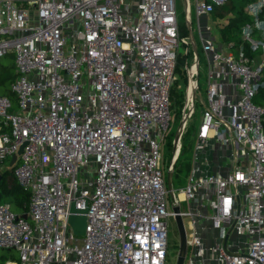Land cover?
<instances>
[{
	"label": "built area",
	"instance_id": "2783aa9c",
	"mask_svg": "<svg viewBox=\"0 0 264 264\" xmlns=\"http://www.w3.org/2000/svg\"><path fill=\"white\" fill-rule=\"evenodd\" d=\"M227 1L194 0L207 89L193 164L172 194L189 218L183 264H264V0H245L238 37L216 40L200 18ZM183 2L184 120L199 51ZM179 42L176 0H0V57L12 52L17 72V103L0 93V171L13 166L30 191L26 217L0 202V248L17 264H168L161 146ZM213 142L230 147L224 174L211 169ZM72 202L87 209L83 234Z\"/></svg>",
	"mask_w": 264,
	"mask_h": 264
},
{
	"label": "rangeland",
	"instance_id": "374dc122",
	"mask_svg": "<svg viewBox=\"0 0 264 264\" xmlns=\"http://www.w3.org/2000/svg\"><path fill=\"white\" fill-rule=\"evenodd\" d=\"M233 1L235 2V5H238V3L240 2V0H233ZM189 2H190L191 30L195 39L197 40V49L199 51V76H198L199 89L195 97L194 112L191 116H188L183 120L184 101L182 102V104L179 103L174 104L170 108L171 120L161 146V151H162L161 164L165 170L164 174L166 179V172L174 155L173 154L175 149L174 140H177L178 137L179 138L178 140L180 142L179 150L178 153L176 154V158L174 159L171 169V184L174 191H178V189L184 186V184L187 182L188 175L190 173V169L193 164V151L196 143V130L201 120L202 109L204 107L203 103L206 102V89H207L206 59L204 53L201 51V46H200L201 44L199 40L197 17L195 14V3L194 0H189ZM176 6H177V13L179 16V21L180 23L184 24L187 30V34L183 35L185 42L184 43L179 42L177 51L179 53H186V47H187L186 38L189 36V30L184 17L183 0H176ZM234 13H236V8L229 10L224 16L214 17L210 14L208 15L207 18L201 17L200 20L203 23H207L210 26L209 32L216 38V40H219L220 25L226 22L228 16ZM191 54L192 52L190 50L188 54L190 58H191ZM11 61L12 58L7 54L0 57V62L2 64H9ZM185 84H186V80L184 81L182 78H180L177 83V88H181V91H183V93H184ZM217 150L219 151V154L216 157L217 160H220L223 166L225 167L227 166V168H224L223 170L220 171L222 174H224L225 170L228 169L229 167L228 165H226V155L229 152L230 147L229 146L224 147L218 145ZM172 205H174V201L172 195L170 194V191H168L167 206L168 208H171ZM180 205L182 209H186L189 206L188 201H182ZM188 219H189L188 216L183 217V222L187 231H189ZM167 234H168L167 236L168 264H175L178 247H179V233L175 218H173L172 216L168 218ZM211 234H212V229L210 228H207L205 231L202 232V235H206L207 237H209ZM6 252L9 251L0 249V264H6L7 262L4 261L1 263V258L3 254ZM14 253L16 254L17 258H19V252L16 249H14ZM190 254H191V246L187 248L186 257H188Z\"/></svg>",
	"mask_w": 264,
	"mask_h": 264
},
{
	"label": "trees",
	"instance_id": "16d2710c",
	"mask_svg": "<svg viewBox=\"0 0 264 264\" xmlns=\"http://www.w3.org/2000/svg\"><path fill=\"white\" fill-rule=\"evenodd\" d=\"M245 0H240L238 5H235L233 0H228L221 6H216L211 15L214 17L224 16L229 10L236 8V13L228 16L227 21L220 25V40L227 41L230 39H235L238 37L239 27L245 21L248 20V16L244 13L242 5ZM179 31L183 36L187 34V30L184 24L179 21ZM12 58V61L9 64H2L0 62V93L8 95L13 102L17 103V96L11 88L12 82L17 76L15 69L14 56L12 52L6 53ZM189 52L178 53L177 54V64L176 72L177 78L171 87L170 90V108L174 104H182L184 101V93L181 91V88H177V83L180 78L184 81L186 79V74L183 70V65L190 57L188 56ZM261 94L264 95V87L260 90ZM3 176L0 181V202H8L12 209L18 213H23L29 210L30 202V191L25 189L17 180L14 174L13 166L7 167L2 170ZM3 250H8L3 254L1 258V263L8 260H19L16 254L14 253L13 248H0Z\"/></svg>",
	"mask_w": 264,
	"mask_h": 264
},
{
	"label": "water",
	"instance_id": "95a60500",
	"mask_svg": "<svg viewBox=\"0 0 264 264\" xmlns=\"http://www.w3.org/2000/svg\"><path fill=\"white\" fill-rule=\"evenodd\" d=\"M189 34L191 33L189 27ZM26 142H24L19 150L18 153H21L23 150V147L25 145ZM16 153L10 164H13L17 154ZM3 176V172L0 171V181L2 179ZM166 185L168 190L170 191V194H173V188H172V184H171V169H168L166 172ZM87 209H83V210H79L76 208L75 206V202H72L71 204V214L69 216V221L71 223V225L74 228V231L78 234H83L85 232L86 229V215L84 213H78L77 211H86ZM172 210L175 212V221H176V225H177V229H178V233H179V247H178V252H177V257H176V262L175 264H183V260H184V256H185V251H186V233H185V227H184V222H183V218L179 213V206L178 205H173L172 206ZM23 216H28V214L22 213Z\"/></svg>",
	"mask_w": 264,
	"mask_h": 264
},
{
	"label": "crops",
	"instance_id": "0c3cea01",
	"mask_svg": "<svg viewBox=\"0 0 264 264\" xmlns=\"http://www.w3.org/2000/svg\"><path fill=\"white\" fill-rule=\"evenodd\" d=\"M218 145H221V146H224L223 144L221 143H218V142H213L209 145V149H207V155H208V158L210 160V166H211V169H215L217 166H219V164L221 163L220 160H217V155L219 154V151L217 150V146ZM227 165V164H226ZM223 164L221 163V170H223L224 168H227V166H223ZM227 171V169L225 170V172ZM224 172V173H225ZM9 262L11 263H14V264H17L18 260H8L6 262V264H8Z\"/></svg>",
	"mask_w": 264,
	"mask_h": 264
},
{
	"label": "bare ground",
	"instance_id": "6f19581e",
	"mask_svg": "<svg viewBox=\"0 0 264 264\" xmlns=\"http://www.w3.org/2000/svg\"><path fill=\"white\" fill-rule=\"evenodd\" d=\"M180 196L182 197V193L180 194ZM8 264H14V263L9 262Z\"/></svg>",
	"mask_w": 264,
	"mask_h": 264
}]
</instances>
